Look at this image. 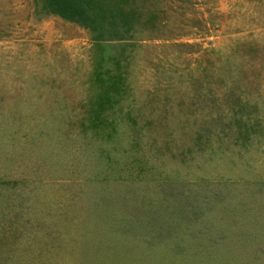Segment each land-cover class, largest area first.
I'll return each mask as SVG.
<instances>
[{
    "label": "rangeland",
    "instance_id": "rangeland-1",
    "mask_svg": "<svg viewBox=\"0 0 264 264\" xmlns=\"http://www.w3.org/2000/svg\"><path fill=\"white\" fill-rule=\"evenodd\" d=\"M0 264H264V0H0Z\"/></svg>",
    "mask_w": 264,
    "mask_h": 264
}]
</instances>
